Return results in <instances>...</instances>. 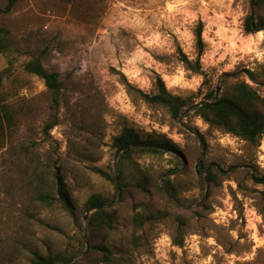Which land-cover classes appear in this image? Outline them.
Masks as SVG:
<instances>
[{
  "label": "rangeland",
  "instance_id": "rangeland-1",
  "mask_svg": "<svg viewBox=\"0 0 264 264\" xmlns=\"http://www.w3.org/2000/svg\"><path fill=\"white\" fill-rule=\"evenodd\" d=\"M6 3L0 0V7ZM251 3L19 0L0 17L7 32L5 53H0L2 93L18 114L15 131L0 148V264H30L33 253L77 254L82 240L87 243L79 229L86 227V201L115 192L117 198L106 206L115 223L105 244L117 264H264V185L253 179L264 176V135L259 146L251 145L208 126L191 109L174 123L165 109L146 104L138 93H152L159 76L172 94L195 104L223 79L245 81L264 96V83L246 77L253 72L264 80V30H243ZM199 22L207 86L184 68L179 55L196 59ZM33 59L62 83L57 126L48 132L46 126L55 119L50 93L40 78L24 71ZM124 127L142 138L169 140L181 151L179 162L171 154L133 159L125 173L173 183L180 208L190 217L182 247L173 244L175 224L165 221L150 225L147 247L133 251L129 203L119 201L120 189L112 182L91 171L97 167L118 175L110 145ZM25 150L47 170L48 185L60 170L79 221L57 204L49 207L35 198Z\"/></svg>",
  "mask_w": 264,
  "mask_h": 264
},
{
  "label": "trees",
  "instance_id": "trees-1",
  "mask_svg": "<svg viewBox=\"0 0 264 264\" xmlns=\"http://www.w3.org/2000/svg\"><path fill=\"white\" fill-rule=\"evenodd\" d=\"M19 0H7L4 7H0V17L9 14ZM251 11L244 20L243 30L246 34H254L264 30V16L260 10L264 8V0H252ZM203 25L197 24L194 31L195 47L197 56L190 60L182 52H179L180 62L184 68L203 78V85H209L207 73L203 71L201 56L205 51V43L202 38ZM7 32L0 27V53H5L7 43ZM28 74L40 78L51 96V109L55 111V119L48 124L45 132L57 126L56 112L59 108V99L62 83L59 75L44 69L39 59H33L24 66ZM246 77L253 82L264 83L258 75L246 72ZM4 85L3 74L0 73V148L5 147V140L10 136L17 126V113L11 111L4 101L2 89ZM131 89V86H128ZM210 88V86L208 87ZM211 89L203 99V105L190 102L188 98L172 94L165 86L163 80L157 76L154 83V91L150 94L138 91L142 100L152 106H159L166 110L170 119L177 123L180 115L188 109L202 122L210 127L221 130L251 145L259 146L264 135V96L254 90L245 81L234 79L221 80L219 93ZM192 105V106H190ZM110 149L117 156V179L114 173H108L101 168L92 167L91 171L106 181L112 182L121 192L120 202L127 201L133 215L131 218L132 233L129 238V246L133 251H140L147 247L148 236L146 229L155 223L172 221L176 226V235L173 244L182 247L184 240V229L187 227L190 217L180 208V197L169 179H164L162 184L156 183L152 177L133 176L128 178L125 169L133 159L157 156L160 154H171L178 161L181 155L180 149L171 141L160 138H142L140 134L131 127H124L120 134L113 138ZM98 151V148L95 152ZM27 158H31V164L27 165L31 170V184H35V198L43 204L51 207L57 204L63 211L68 213L76 222L79 221L74 203L70 197L65 180L57 169L52 174L51 185H48L47 170L40 167L35 155L25 150ZM25 158V159H27ZM99 157L97 158V160ZM95 160V161H97ZM22 162V161H20ZM179 162V161H178ZM211 170V169H210ZM207 171L208 179L214 176ZM213 170V169H212ZM204 172V167L200 168ZM166 172L162 173L164 176ZM257 184L264 185L263 177H253ZM38 184V185H37ZM115 194L109 198L102 194H95L88 198L85 209L91 210L97 207H105L93 212L86 223V227L79 225L81 233H84L87 243L81 242V249L77 254L73 252H58L56 254L46 253L41 255L32 254L30 264H70L80 256L84 257L78 264H117L111 251L106 246L108 236L114 227V213L106 206L117 198ZM83 238V237H82ZM86 250V251H85Z\"/></svg>",
  "mask_w": 264,
  "mask_h": 264
},
{
  "label": "water",
  "instance_id": "water-1",
  "mask_svg": "<svg viewBox=\"0 0 264 264\" xmlns=\"http://www.w3.org/2000/svg\"><path fill=\"white\" fill-rule=\"evenodd\" d=\"M219 89H220V86H219V84H217V86H216V95L219 93ZM206 102V100L204 99V100H202L200 103H199V105H203L204 103ZM188 110H186L185 112H183L181 115H180V118H182V117H184V115H185V113L187 112ZM179 118V119H180ZM198 138V137H197ZM199 143H200V145H202V143L199 141ZM116 179H117V176H116ZM117 191H119V187H118V185H117ZM120 195L118 194V197H119ZM103 208H105V207H97V208H93V209H91V210H89L88 212H87V214L84 216V218H83V220H84V222L86 223L87 222V219H88V216L90 215V214H92L93 212H95V211H98V210H101V209H103Z\"/></svg>",
  "mask_w": 264,
  "mask_h": 264
}]
</instances>
